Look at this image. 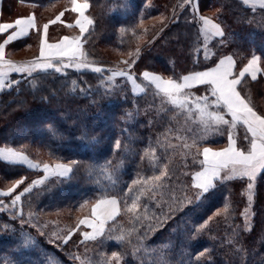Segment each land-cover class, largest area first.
<instances>
[{
    "label": "trees",
    "instance_id": "obj_1",
    "mask_svg": "<svg viewBox=\"0 0 264 264\" xmlns=\"http://www.w3.org/2000/svg\"><path fill=\"white\" fill-rule=\"evenodd\" d=\"M87 2L86 16L94 25L81 42L93 67L111 69L115 59L127 56L133 60L131 73L141 82L145 70L177 78L212 67L227 55L236 61L237 72L253 54L264 67V8L244 0H198V13L210 16L224 33L209 40L213 55L208 60L192 0ZM71 5V0H2L3 20L33 12L38 25L11 43L7 56L17 63L34 60L39 27L61 12L63 20L73 21ZM73 32L63 24L50 27L51 39ZM197 46L199 52L194 51ZM110 76V71L75 67L31 77L13 73L10 78L19 83H6L0 92V147L23 151L40 164L72 167L68 176L43 178V184L24 193L43 171L0 158V189L24 181L10 195L0 196V264H264V173L256 178L250 228L243 220L246 178L218 185L203 200H197L198 190L191 185L192 174L201 167L193 163L197 149L185 143L192 144L193 133H203L207 138L198 145L201 152L206 146L223 147L228 144L226 126L223 134L214 129L204 133L194 106L189 105L191 112L177 109L147 83L135 94L125 78ZM244 79L241 94L264 114V73L255 81L247 75ZM204 87L192 92L202 95ZM243 134L238 127V147L246 144ZM165 168L168 175L152 181ZM21 193V201L13 205ZM106 197L117 198L119 214L107 223L103 236L82 244L81 227L74 221H59L62 233L55 234L58 225L49 214L74 212L84 201L93 204ZM133 202L137 208L128 211ZM225 204L228 214L216 215ZM114 252L119 260L112 259Z\"/></svg>",
    "mask_w": 264,
    "mask_h": 264
},
{
    "label": "snow or ice",
    "instance_id": "obj_2",
    "mask_svg": "<svg viewBox=\"0 0 264 264\" xmlns=\"http://www.w3.org/2000/svg\"><path fill=\"white\" fill-rule=\"evenodd\" d=\"M71 2L74 5L72 11L78 12L81 17V19L76 20L81 36L72 38L64 36L58 43H49V24L61 21V17L64 15V13H61L56 19L49 21V24L43 26L39 56L35 60L23 64H17L5 59V48L10 43L29 36L30 31L37 28L35 15L17 18L14 22H0V35L12 30L0 43V89H3L6 83L8 87L19 83V81L10 78L13 73L31 77L33 73L38 71L47 72L50 69H54L56 72H61L68 67H75L77 70L91 68L96 73L110 71L109 80L116 76L125 77L131 81L133 90L140 88L136 77L128 71L104 69L99 66L93 67L87 62V53L83 49L81 40L83 34L89 31V26L94 25V20L85 15V10L90 7L87 0L84 3H78L77 0H71ZM188 2L190 3L191 0H188ZM244 2L247 3V0H244ZM260 6L264 8V0H260ZM199 20L203 24L200 31L204 33L203 58L208 60L213 55L208 50L209 40L213 36L223 37L224 33L221 25L214 23L213 20L204 16H200ZM68 27H73V25L69 24ZM220 43H223V40ZM194 51L199 52L200 48L197 46ZM65 60H67V63H65ZM194 62L199 63L198 60ZM123 63L129 64V61H123ZM235 68L236 61L229 55L219 59V62L214 67H209L203 71H192L190 74L177 78L165 79L160 75L147 71L142 73L143 79L150 85H154L155 94L161 96L163 101L177 109L188 112H191L189 105L194 106L199 115V123L203 125L204 133L214 129V133L223 134L222 127L226 126L224 130L228 133L227 147L220 150L203 147L201 152L198 145L207 138L203 133H193L192 144L185 143L184 145L186 148L195 147L197 149L193 156V163H198L202 169L192 174L191 185L198 190L196 192L197 200H203L208 194L215 191L220 184L247 178L248 201L251 203L253 182L259 174L264 173V114L258 113L250 98L241 94L242 91H245L244 78L246 75L250 76L252 81H255L258 74L264 73V67L261 66V57L253 54L242 70L237 72ZM201 85L205 86L204 94L195 95L192 89ZM141 91H144V89H141ZM226 116H229L230 119H226ZM240 126L244 128V134L240 139L246 144L242 143V146L238 147L236 132ZM188 131L192 132V129H188ZM115 147H120L118 141ZM200 155H202L203 159L197 161L196 156ZM0 158L13 163H26L30 168L39 167L28 160L21 152L10 147L0 148ZM43 170L45 173L51 171L52 174L63 177L72 172V167L69 164L58 163L54 168H50L48 164H45ZM167 175L168 172L165 168L161 175L153 176L151 179L158 182L162 176ZM23 182V180L16 181L13 188L9 189L7 193H0V196L10 195ZM138 182L133 181V183ZM43 183L44 180L42 179L35 180L33 185L24 189V193L31 192L33 186ZM154 186L161 187L159 184ZM24 193L16 195L12 200V204L15 205L21 201V196ZM185 199L187 203H192L191 199L187 197ZM118 203L115 198H101L93 205V219L79 221L80 224H87L93 230L92 232L83 233L82 244L87 241H95L98 237L104 235L108 221L114 220L119 214ZM136 208L137 204L133 202L128 211H133ZM228 212L229 206L225 204L224 208L217 212L216 215H221V213L228 214ZM244 214L245 218H247V208L244 210ZM204 226L202 225V227ZM69 239H71V233L64 239L63 243L67 244ZM117 239H122V237H117ZM200 255H203V253ZM112 259L119 260L120 256L114 252ZM50 264H55V261H50ZM102 264H110V262L104 260Z\"/></svg>",
    "mask_w": 264,
    "mask_h": 264
},
{
    "label": "rangeland",
    "instance_id": "obj_3",
    "mask_svg": "<svg viewBox=\"0 0 264 264\" xmlns=\"http://www.w3.org/2000/svg\"><path fill=\"white\" fill-rule=\"evenodd\" d=\"M183 2L185 3V4H187V3H189L188 2V0H183ZM182 2V3H183ZM192 2L194 3V6H193V9H194V11L196 10L197 11V13H198V6H197V2H198V0H192ZM198 15H199V17L200 16H204V17H207V18H209V19H211V20H213L210 16H208V15H204V14H199L198 13ZM214 21V20H213ZM200 23H201V26L203 27V24H202V22L200 21ZM49 38H51L50 37V35H49ZM203 41H204V33H203ZM203 45H204V43H203ZM17 56H20L21 57V54H18ZM67 60H65V62H66ZM123 61H129V64H125V63H123ZM115 63V65L114 66H112L111 67V69H113V70H116V69H119V70H125V71H128V72H130L131 73V71H130V69H131V67H132V64H133V60H129L128 58H127V56H123V55H120L117 59H115V61H114ZM145 71H147V72H150V73H153V74H156V75H159V74H157L156 72H152V71H148V70H145ZM145 71H143V72H145ZM142 72V73H143ZM133 76H134V74L133 73H131ZM161 76V75H160ZM117 78L119 77H121V76H116ZM116 77H113L111 80H115L116 79ZM135 77V76H134ZM143 77V76H142ZM121 78H125V77H121ZM126 79V78H125ZM128 82H129V84H130V86H131V88H132V91L135 93V94H140V93H142V91H141V89H144V87H145V83H147V84H149L147 81H145L144 79H143V82H141L140 80H138V79H136V81H137V84H139L140 85V88H137V89H135V90H133V85H132V83H131V81L130 80H128V79H126ZM154 86V85H153ZM199 118V117H198ZM228 145V144H227ZM227 145H225V146H223V147H218V148H213V147H211V148H213L214 150H220V149H222V148H224V147H226ZM206 147H208V146H206ZM0 148H5V147H0ZM16 151H19V152H21L24 156H26L27 158H28V160H30L33 164H36V165H38L39 167H37L38 169H41L42 171H43V177L41 178V179H45V177H47V178H49V177H56V175H54V174H52L51 173V171L50 172H48V173H45L44 172V170H43V168H44V165L45 164H40V163H38V162H36V161H34L33 159H31L25 152H23V151H20V150H16ZM202 159H203V157H202ZM23 164H25L26 166H28V164H26V163H23ZM56 164H58V163H55V164H48L49 166H50V168H54V166L56 165ZM62 164V163H61ZM29 167V166H28ZM200 170H202V169H200ZM199 171V170H198ZM70 173H68L66 176H68ZM66 176H64V177H66ZM247 179V178H246ZM254 183V187H253V190H252V202H253V196H254V192H255V185H256V180L253 182ZM13 188V187H12ZM11 189V188H10ZM1 190H3V189H1ZM5 191V193H7L8 191H9V189L8 190H4ZM245 195H246V199H247V205H246V208L248 209V215H247V218H245V214H244V216H243V220H244V224H245V227H247V228H250V226H251V224H252V215H253V213H252V202L251 203H249V201H248V195H249V193H248V189L246 188V191H245ZM112 198H115L116 200H117V198L116 197H106L105 199H112ZM98 201V200H97ZM96 201V202H97ZM118 201V200H117ZM95 202V203H96ZM95 203H93V204H89L88 202H86V201H84L83 203H82V205H84L82 208H80L79 210H77V211H71V212H69V211H57V212H55L54 214L53 213H51V214H49L50 215V217H53V219L55 220L54 221V223L56 224V225H58V227L56 228V230H55V234H60V233H62V225H61V223H63V224H71L73 221L75 222V223H78V226L80 225V227H81V230H79V233L81 234V236H82V239H83V233L84 232H92L93 230L90 228V227H88L87 226V224H80L79 223V221H81V220H85V219H89V220H91V219H93V216H92V208H93V205L95 204ZM118 208H119V203H118ZM245 208V209H246ZM66 212V217L65 218H63V214ZM59 221L61 222V223H59ZM111 221V220H110ZM110 221H108V222H110ZM74 232H75V229L73 230ZM73 231L71 232V233H73Z\"/></svg>",
    "mask_w": 264,
    "mask_h": 264
},
{
    "label": "crops",
    "instance_id": "obj_4",
    "mask_svg": "<svg viewBox=\"0 0 264 264\" xmlns=\"http://www.w3.org/2000/svg\"><path fill=\"white\" fill-rule=\"evenodd\" d=\"M77 2L78 3H84L85 1H80V0H77ZM247 4L248 5H250V6H252V7H261L260 6V0H247ZM1 5H2V0H0V22H5V23H7V22H14L17 18H22V17H27V16H30V15H33L34 13L33 12H31V13H28V14H25V15H23V16H19V17H17V18H15L14 20H11V21H9V20H3L2 18H1ZM74 7V5L72 4L71 6H70V9H71V11H72V8ZM86 12H87V10H85V15H86ZM61 13H63V12H61ZM61 13H59L58 15H56L54 18H52L51 20H54V19H56V17L57 16H59ZM72 13H73V18H74V20L73 21H65V20H63V16L61 17V21H63V22H61V21H57V23H55V24H63V25H65L66 27H68V25L69 24H71V25H73V27H68L69 29H70V31H74L72 34H63V36H61V37H59V38H57V39H51V38H49V35H50V27H51V25L52 24H49V21H51V20H49V21H47V22H44L40 27H39V29H40V39H41V35H42V32H43V26L45 25V24H49V29H48V41H49V43H58L60 40H61V38L62 37H64V36H68V37H70V38H72V37H79V36H81V33H80V29H79V26H77L76 25V20L77 19H81V17H80V15H79V13L78 12H73L72 11ZM35 15V14H34ZM36 17V16H35ZM214 23H217L216 21H213ZM36 24H37V20H36ZM219 24V23H218ZM38 26V25H37ZM53 26H55V25H53ZM222 28V27H221ZM37 29V28H36ZM35 30V29H34ZM223 30V29H222ZM12 30H9L7 33H4V34H2L3 35V38H2V40H0V43H2L3 42V39L4 38H6V36L8 35V34H10V32H11ZM33 30H31L30 31V33L32 32ZM25 38V37H24ZM15 42V41H14ZM13 43V42H12ZM11 44V43H10ZM9 44V45H10ZM9 45H7L6 46V48H5V59H8V60H11V61H13V62H15L14 60H12V58H10V57H8L7 56V54H8V46ZM39 45H40V40H39ZM39 45H38V50H37V57L39 56V53H40V48H39ZM227 56H229V55H227ZM231 56V55H230ZM36 57V58H37ZM225 56H223L222 58H224ZM35 58V59H36ZM221 58V59H222ZM34 59V60H35ZM32 61V60H31ZM26 62H28V61H25V62H15V63H17V64H23V63H26ZM219 62V61H218ZM215 66V65H214ZM214 66H212V67H214ZM204 70H207V69H204ZM200 71H203V70H200ZM190 74V73H189ZM258 76H259V74H258ZM250 77V76H249ZM6 85V84H5ZM2 91V89H0V92ZM227 147V146H226ZM0 193H5V191L4 190H1L0 189Z\"/></svg>",
    "mask_w": 264,
    "mask_h": 264
}]
</instances>
